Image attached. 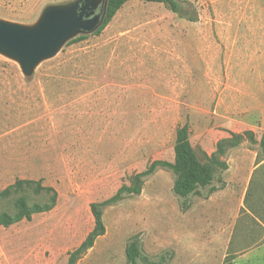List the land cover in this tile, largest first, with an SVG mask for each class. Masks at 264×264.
<instances>
[{
    "label": "rangeland",
    "instance_id": "374dc122",
    "mask_svg": "<svg viewBox=\"0 0 264 264\" xmlns=\"http://www.w3.org/2000/svg\"><path fill=\"white\" fill-rule=\"evenodd\" d=\"M78 1L0 0V20L34 27L48 6ZM183 1L196 21L127 1L101 33L77 32L30 75L0 51V215L15 214L21 194L52 204L0 225V264H129L135 236L137 264H264L242 257L264 239V0ZM184 126L203 162L224 142L228 164L187 198L166 165ZM140 174L141 192L104 206L105 233L82 249L92 204Z\"/></svg>",
    "mask_w": 264,
    "mask_h": 264
},
{
    "label": "trees",
    "instance_id": "16d2710c",
    "mask_svg": "<svg viewBox=\"0 0 264 264\" xmlns=\"http://www.w3.org/2000/svg\"><path fill=\"white\" fill-rule=\"evenodd\" d=\"M130 0H106L104 8V18L100 26L93 32L99 34L113 19L119 9ZM150 2H159L165 4V6L172 12L177 13L180 17L187 18L191 21L197 20V15L188 9L187 5L184 4L183 0H143ZM79 39H82L80 37ZM189 128L187 126L181 127L177 132V139L174 148L175 158L172 163H166L170 166L176 175L174 182V193L187 198L190 194L196 192L199 187L205 188L211 185L215 180L216 169L222 168L227 169L228 164L225 160H222L219 156L225 153V144L221 142L218 144L217 152L209 156L207 162H203L196 154L190 139H189ZM264 137V136H263ZM237 139L234 145L238 143L239 134H236ZM264 149V138L261 141ZM152 171V170H151ZM140 175L135 177L132 185H123L117 193L101 203L92 204V212L95 219V225L92 232L89 234L87 239L82 244V249L89 248L93 245L95 239L103 235L106 231L105 224L103 222V207L111 203L117 202L123 199L126 195L139 194L142 190V180ZM16 187L22 190V180L16 183ZM47 189L40 184L34 189L37 193L41 190ZM216 188L211 187V191ZM5 196L8 195V189L5 190ZM14 205L17 208V212L13 215L8 212H3L0 215V225H10L14 222L20 221L24 217L30 218L32 214L47 211L51 208L52 204L45 203H32L29 204L28 197L21 194L15 198ZM140 239L133 237L128 243L126 248V255L129 264H137L138 258L141 256L140 250ZM72 260V259H71ZM72 262H70L71 264ZM224 264H237L232 258H227Z\"/></svg>",
    "mask_w": 264,
    "mask_h": 264
},
{
    "label": "water",
    "instance_id": "95a60500",
    "mask_svg": "<svg viewBox=\"0 0 264 264\" xmlns=\"http://www.w3.org/2000/svg\"><path fill=\"white\" fill-rule=\"evenodd\" d=\"M91 1L48 6L34 27L0 20V51L18 59L24 73L30 75L39 61L55 54L67 38L100 26L104 11L90 12Z\"/></svg>",
    "mask_w": 264,
    "mask_h": 264
},
{
    "label": "crops",
    "instance_id": "0c3cea01",
    "mask_svg": "<svg viewBox=\"0 0 264 264\" xmlns=\"http://www.w3.org/2000/svg\"><path fill=\"white\" fill-rule=\"evenodd\" d=\"M261 165H262V163H258L255 167H254V171H253V174H252V176L255 174V173H257L256 171L261 167ZM262 182V183H261ZM261 182H258L259 183V186L260 187H262V188H264V182L263 181H261ZM229 185V183H227L226 184V189H227V186ZM249 187H250V185H248V187H247V190H245V191H248V189H249ZM246 194V193H245ZM243 208H246V206H244V204H243ZM246 211L247 212H249V213H251V211L250 210H248L247 208H246ZM262 225H263V227H264V223H262ZM247 227V226H246ZM253 227V226H252ZM247 237V236H246ZM251 239V238H250ZM251 241H253V240H251ZM246 251L242 254V257H250V255L252 254V256L251 257H260V258H264V239H263V241H262V243L261 244H259V245H253L252 247H250V248H247V249H245Z\"/></svg>",
    "mask_w": 264,
    "mask_h": 264
}]
</instances>
